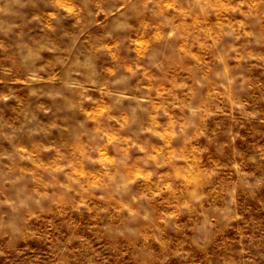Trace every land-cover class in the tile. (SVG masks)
<instances>
[{"label":"clouds","instance_id":"clouds-1","mask_svg":"<svg viewBox=\"0 0 264 264\" xmlns=\"http://www.w3.org/2000/svg\"><path fill=\"white\" fill-rule=\"evenodd\" d=\"M0 264H264V0H0Z\"/></svg>","mask_w":264,"mask_h":264}]
</instances>
